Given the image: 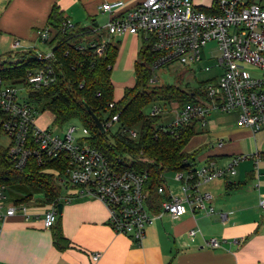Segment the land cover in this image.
I'll list each match as a JSON object with an SVG mask.
<instances>
[{"label":"built area","instance_id":"built-area-1","mask_svg":"<svg viewBox=\"0 0 264 264\" xmlns=\"http://www.w3.org/2000/svg\"><path fill=\"white\" fill-rule=\"evenodd\" d=\"M125 5L124 1L117 0L106 2L100 8L111 14L107 23L110 35L133 34L150 43L156 53L150 65L151 84L158 81L154 73L163 66L200 62L205 47L212 40L217 41L220 51L218 59L222 74L205 85V97L199 96L196 101L179 107L176 116L168 124L161 123L159 129L173 132L174 128L194 119L198 120L197 126L203 128L212 111L227 113L237 109L240 126L255 132L264 129V75L258 77L246 69L250 66L264 71V5L248 0H217V11L210 13L196 7L193 0H139L132 7L123 9ZM63 26L70 29L75 23L68 18ZM37 33L39 42L49 45L50 27L41 28ZM86 45L97 46L99 53L104 49L103 44L98 45L95 41ZM10 49L13 52L34 49L38 60L47 62L28 72L21 84L0 76V129L10 138L8 156L16 169L24 170L30 158H35L39 165L54 160L58 166L47 171L61 186H73L78 194L99 199L108 209V222L113 230L138 243L145 238L147 227L165 214L179 218L188 212L208 214L214 211V195L202 189V185L227 173L236 174L240 160L246 156L233 157L224 169L209 162L175 171L177 190L168 185L165 174L164 184L158 187L161 197L152 202L145 189L147 172L124 170L115 165L102 151L86 142L89 130L85 126L70 123L63 134L38 126L37 108L30 101L29 91L55 80L54 69L49 63L55 59L52 47L49 45L48 49L42 50L15 37ZM150 115H163L162 107L154 105ZM118 121L119 114H116L103 125L106 129ZM81 131L86 136L77 137ZM129 134L137 139L139 133L133 130ZM10 189L7 184L0 185V220L13 216L29 220L33 216L29 202L18 198L11 203ZM61 199L47 203L48 208L42 214L46 228L56 224ZM1 232L0 225V235ZM197 233V229H191L188 234L194 238ZM244 241L245 237L234 240L237 243ZM204 244L210 248L222 246L214 237H204ZM101 255V252L94 253L93 261L97 262Z\"/></svg>","mask_w":264,"mask_h":264},{"label":"crops","instance_id":"crops-1","mask_svg":"<svg viewBox=\"0 0 264 264\" xmlns=\"http://www.w3.org/2000/svg\"><path fill=\"white\" fill-rule=\"evenodd\" d=\"M114 1L0 0V41L8 42L11 48L18 37L39 48L37 31L47 27L53 7L58 5L65 17L88 30L82 35L91 36L89 42L129 41L130 48L123 47L116 63L121 65L126 59L130 64L137 60L142 40L133 34H109L111 14L100 6ZM122 1L126 9L139 0ZM216 1L193 0L196 7L212 12L217 11ZM248 2L264 5V0ZM81 36L76 42L85 45ZM239 112L212 111L207 125L197 128L199 133L187 147L188 151L198 150L192 163L197 167L213 162L216 168L224 169L233 157L246 156L236 174L227 173L202 185L214 195L212 213L188 212L179 218L165 214L147 227L145 238L138 243L113 230L108 209L99 199L78 194L71 186L64 188L60 201L63 212L53 228L44 226L42 214L48 204L43 201L38 205L32 198L26 200L33 213L29 220L21 216L0 220V264H264V129L255 132L240 126ZM27 197L21 194L14 200ZM57 227L66 238L63 249L55 243ZM191 229L198 230L194 238L188 234ZM204 237L217 238L222 246L207 247ZM242 237L243 243L234 242ZM96 252L102 254L97 262L92 259Z\"/></svg>","mask_w":264,"mask_h":264},{"label":"trees","instance_id":"trees-1","mask_svg":"<svg viewBox=\"0 0 264 264\" xmlns=\"http://www.w3.org/2000/svg\"><path fill=\"white\" fill-rule=\"evenodd\" d=\"M201 10L208 13L213 11ZM67 19L60 7L54 5L47 27L51 31L49 45L55 53V59L49 62L54 69L55 80L40 88L30 89L31 101L42 104L44 110L50 111L59 126L74 119L80 121L90 133L86 142L102 151L121 169L147 172L145 189L152 202L159 200L161 196L158 187L164 184L163 176L168 172L187 170L195 161L198 150L188 151L187 147L199 133L198 120L180 125L173 132L164 131L159 129L163 116L147 115L144 109L157 100L182 107L196 101L199 96L205 97V85L191 88L188 84V89H184L176 84H151L150 65L156 53L150 43L142 38V46L135 62L136 84L126 88L123 98L115 101L112 72L119 56V47L114 41H108L98 43L104 45L101 53L97 51V46L86 45L80 48L81 44L76 39L87 34L88 30L78 27V24L74 28H65L63 24ZM10 55L15 59L0 61V76L5 79L14 77L23 81L28 72L47 63L38 60L34 49L10 51ZM185 74L186 71L180 74V80L185 78ZM107 112H110V117L119 114L118 122L123 127L138 125V138L133 139L124 134L123 128L111 136L109 129L106 128L103 132L94 115L105 124L103 115ZM54 166H58L54 160L46 165H39L35 158H30L27 167L18 170L8 156V148L0 146V185L38 188L44 193L45 203L63 197L65 187L47 171ZM27 199L29 197L21 200ZM54 237L60 249L66 247V238L60 227L55 228Z\"/></svg>","mask_w":264,"mask_h":264},{"label":"rangeland","instance_id":"rangeland-1","mask_svg":"<svg viewBox=\"0 0 264 264\" xmlns=\"http://www.w3.org/2000/svg\"><path fill=\"white\" fill-rule=\"evenodd\" d=\"M89 27H92L90 25ZM86 35V34H85ZM85 45L88 40L91 39V36H88L86 38L83 37V35L79 38ZM142 40V38H141ZM140 41H138V44L140 46ZM75 42V41H74ZM121 40L115 39V44L119 47L120 51L123 50V47L128 49L131 46V43L125 42ZM39 48L42 50H46L49 48L48 44H40ZM10 46L9 43L6 41L1 40L0 41V61H6V60H14L15 57H12L10 55ZM220 54V51L218 49L217 41L212 40L210 41L207 46L205 47V52L203 55V58L200 62H197L195 64H189V65H166L161 68H159L155 73L158 78V81L155 83H152L153 85H172L176 84L179 85V87H182L184 89H188L187 85L191 88H200L209 83L212 80L218 79L220 75L222 74V68L219 65V59L218 56ZM138 59V54H137ZM135 62L132 61L130 64L126 59H124L119 65L115 64V69L112 72V80L115 84V90H114V98L115 101H119L123 98L125 89L128 87H132L136 84V71H135ZM246 69L251 73L258 77H261L264 75V71L260 69H255L253 67L247 66ZM186 71L185 78L180 80V74L182 72ZM8 81L21 84L22 82L19 79L16 78H8ZM31 101V99H30ZM32 104L37 108V124L39 127L44 128L47 127L50 131L53 133L63 134L66 131L67 126L70 123H78L82 126H84L80 121L78 120H71L70 122H67L63 124L62 126H59L55 122V118L53 114L50 111L44 110V107L42 104H38L37 102L31 101ZM159 105L163 109V121L162 124H168L171 119H173L176 116V112L179 107L175 106L173 103L170 104L169 102H166L165 100H157L150 105H148L144 109V113L147 115H150V112L152 111V108L154 105ZM104 120L107 122L110 119V112H107L103 115ZM161 122L159 123V125ZM123 128V129H122ZM109 129V135L111 136L117 133L118 131L124 130V134L130 135L129 133L133 130H138L139 127H123L121 122L114 123ZM77 137L86 136L82 131L78 132ZM90 137V133L87 136V138ZM10 145V138L8 135H6L1 129H0V146L4 149H7ZM166 181L168 182V185L174 186L175 190L178 189V184L176 183L174 179L173 172H168L165 175ZM28 196L29 199H33V203L36 202L38 205L44 201L45 196L44 193L34 187H13L9 190V199L12 203L14 198L17 195ZM35 203V204H36Z\"/></svg>","mask_w":264,"mask_h":264},{"label":"water","instance_id":"water-1","mask_svg":"<svg viewBox=\"0 0 264 264\" xmlns=\"http://www.w3.org/2000/svg\"><path fill=\"white\" fill-rule=\"evenodd\" d=\"M94 119H95L96 123L98 124V126L100 127V129L104 132L106 129H105L103 123L95 115H94ZM58 209H59V214H61L63 212V202H60L58 204Z\"/></svg>","mask_w":264,"mask_h":264}]
</instances>
